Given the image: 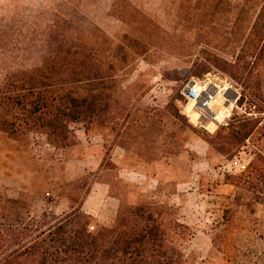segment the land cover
I'll return each mask as SVG.
<instances>
[{"label": "rangeland", "instance_id": "obj_1", "mask_svg": "<svg viewBox=\"0 0 264 264\" xmlns=\"http://www.w3.org/2000/svg\"><path fill=\"white\" fill-rule=\"evenodd\" d=\"M253 26L255 30L251 34ZM56 29H63L65 33L58 36ZM260 36L263 51L259 59H255L250 53ZM69 37L86 51L93 52L96 63L105 61L106 56L125 57L123 62L118 61L120 58L115 62L113 91L119 100L114 106L117 112L121 107L124 109L123 118L117 117L115 122L122 123L124 116L130 114L127 123H132L133 118H141L147 111L153 112V120L148 123L138 120L133 126L119 128V138H114L110 128L93 125L86 132L82 123L72 124L77 139L83 135V130L87 135H101L104 160L100 173H84L80 179L63 185L53 183L64 169L65 158L92 153L96 151L93 145L98 143L93 142L86 148L88 144L80 145L78 139L77 146L61 150L49 145L43 134L31 133L27 147L39 148L51 161L50 167L45 166L50 189L43 196H34L27 191L18 192L16 185L5 178L0 179V186L12 197L21 192L32 195L38 212L50 209L60 214L68 209L70 194L80 198L83 190L77 191L76 183L86 182L88 186L94 179L108 180L117 207L121 199L132 204H166L177 211L178 222L188 227V230H180V240L190 264H264V171L258 170L264 163L258 153L264 149V122H261L264 115V0H0V84L6 73L51 55L59 41ZM239 54L241 64L250 61L245 74L232 75L214 65L215 59L234 65ZM200 65L206 66L209 72L194 74V69ZM207 77L221 90L239 88L241 93L244 91V105L241 109L233 108L229 122L232 117L249 119L251 124L258 120L250 149L256 153L259 167L250 169L251 179L247 177L249 172L234 178L237 183L231 189L215 188L217 192L228 194L218 206L220 210L203 218L199 216V221L189 225L182 222L177 207L169 204L163 195L169 187H162L160 191L148 187L139 189L124 178H116L115 169L107 170L110 166L107 155L115 143L124 144L141 157L143 169L158 175L162 185L187 177L192 157L184 151L183 145L187 133L192 131L183 114L188 100L182 91L191 78ZM254 113H258L257 116ZM227 132L228 129L222 134ZM239 143H234L232 152L239 149ZM115 217L106 224L95 220L99 225L110 227ZM90 229L94 230L95 226L91 225Z\"/></svg>", "mask_w": 264, "mask_h": 264}, {"label": "trees", "instance_id": "obj_2", "mask_svg": "<svg viewBox=\"0 0 264 264\" xmlns=\"http://www.w3.org/2000/svg\"><path fill=\"white\" fill-rule=\"evenodd\" d=\"M254 30L253 26L251 34ZM62 32L65 33L63 29L55 30L58 36ZM262 38L252 45L250 54L255 59L263 51ZM241 56L234 65L220 59L213 62L232 75H242L250 61L241 64ZM95 57L69 37L60 40L51 55L6 73L0 84V131L22 147H27L29 135L36 133L43 134L52 147L66 150L78 145L71 127L74 123H82L86 132L93 125L110 128L114 138H119V128L139 121L151 122L152 111L133 118L132 123H127L130 114L122 123L114 121L123 118L124 110L121 107L117 112L114 106L119 100L113 91L115 62L116 58L123 62L125 57L106 56L100 64ZM207 72L204 65L194 69L196 75ZM243 92L238 105L244 100ZM253 93L257 94L255 90ZM250 122L232 117L227 134H222L225 129L220 126L213 136L187 124L192 132L231 157L236 142H242L258 120ZM91 184L76 183L75 189L83 190L80 198L70 194L68 209L60 214L50 209L38 212L32 195L21 192L12 197L0 186V264H190L180 240L181 232L188 227L178 222L176 210L166 204H132L120 199L114 223L110 227L99 225L82 210Z\"/></svg>", "mask_w": 264, "mask_h": 264}, {"label": "crops", "instance_id": "obj_3", "mask_svg": "<svg viewBox=\"0 0 264 264\" xmlns=\"http://www.w3.org/2000/svg\"><path fill=\"white\" fill-rule=\"evenodd\" d=\"M221 93L224 95L221 94L212 106L217 117L191 101L184 106L183 114L192 125L202 127L210 134H215L220 126L227 130L221 122L223 117L227 118L233 111L232 105L226 98L234 97L235 90L234 88L223 89ZM218 113L221 115L219 116ZM255 130L238 144L239 149L231 157L219 152L215 145H210L198 134L188 132L183 145L184 151L192 157L188 176L181 180H170L165 185H162L157 174H149L140 166L141 157L121 144L115 143L109 149L107 156L110 166L107 170L115 169L116 178H124L128 184H133L139 189L148 187L151 190L160 191L162 187H169L170 190L164 192L163 195L169 204L177 207L182 222L190 225L195 220L199 221V216L203 218L220 210L218 206L227 199L228 194L220 193L221 190L217 192V188L227 190L235 187L237 180L234 178L243 177L246 172L258 165L255 160L256 153L250 149L254 134H256ZM82 134L78 136L80 145L86 142L88 144L86 148H89L93 142L98 143V145H93L96 151L65 158L62 162L64 169L54 178L53 184L63 185L80 179L84 173L102 171L104 156L101 148L104 147V139L101 135H87L84 130ZM258 153L264 162V149ZM132 160L134 163H130ZM45 166L50 167L51 161L45 158L39 148L22 147L18 142L9 139L5 132L0 131V179L5 178L10 181V184L16 185L18 192L27 191L34 196H43L50 189ZM171 166L169 168L172 173L173 167ZM260 166L259 169L255 168L264 171V163ZM249 174L250 176L247 177L251 179L253 172ZM60 185L57 186V190L60 189ZM110 188L111 183L108 180L94 179L82 204V210L102 224L108 223L116 215L115 212L118 209L116 197L110 193ZM230 200H233L232 196ZM199 231L202 232V230Z\"/></svg>", "mask_w": 264, "mask_h": 264}, {"label": "built area", "instance_id": "obj_4", "mask_svg": "<svg viewBox=\"0 0 264 264\" xmlns=\"http://www.w3.org/2000/svg\"><path fill=\"white\" fill-rule=\"evenodd\" d=\"M234 90H235V96L233 98H226V100L228 101L229 104L232 105L233 108L241 109L244 103L242 102L241 105L237 104V101L241 97V91L239 90V88H234ZM219 92H221V89L218 86V84H216L210 78L207 77L201 80L197 78H191L184 86L182 94L188 101L199 104L201 109L207 110L211 115L217 117V115L210 108V105L213 102L216 94ZM244 100H246V97H244ZM257 114L254 113L255 116H257ZM230 116L231 114L228 115L227 118L224 117L222 118L221 123L223 126L225 127L228 126ZM261 122H264V115L263 118L261 119Z\"/></svg>", "mask_w": 264, "mask_h": 264}, {"label": "bare ground", "instance_id": "obj_5", "mask_svg": "<svg viewBox=\"0 0 264 264\" xmlns=\"http://www.w3.org/2000/svg\"><path fill=\"white\" fill-rule=\"evenodd\" d=\"M219 95H220V92L216 94V96H215L213 102L211 103V105H210V108H211V109H212L211 106L214 105V103H215L216 99L219 97ZM195 111H196V110H195ZM212 111H213V109H212ZM218 115H219V113H218ZM220 115H221V114H220ZM220 115H219V116H220Z\"/></svg>", "mask_w": 264, "mask_h": 264}]
</instances>
